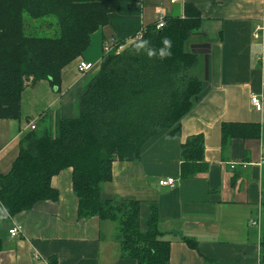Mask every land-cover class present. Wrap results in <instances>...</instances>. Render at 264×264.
<instances>
[{"label":"crops","instance_id":"1","mask_svg":"<svg viewBox=\"0 0 264 264\" xmlns=\"http://www.w3.org/2000/svg\"><path fill=\"white\" fill-rule=\"evenodd\" d=\"M137 1L143 26L156 22L158 8L167 19H184L186 3L199 10L201 27L190 35L185 51L197 57L190 75L200 81L202 92L177 133L165 132L147 143L139 159L113 162L102 196L138 201L144 232L152 216L158 220L161 238L170 245L168 264H262L264 0ZM112 39L117 36L110 26L93 33L82 57L63 69L58 90L45 80L26 87L20 119H0V175L10 172L30 122L37 120L36 129L54 128L59 120L79 115L81 97L100 70L103 44ZM81 61L94 68L80 73ZM252 95L262 101V111L252 106ZM223 125L232 126L225 142ZM197 136L204 141L206 168L184 177L182 147ZM166 178L176 180L173 188L158 185ZM51 183L58 201L38 203L0 225V264H137L122 252L117 224L79 218L72 168ZM15 227L21 234L12 237Z\"/></svg>","mask_w":264,"mask_h":264},{"label":"trees","instance_id":"2","mask_svg":"<svg viewBox=\"0 0 264 264\" xmlns=\"http://www.w3.org/2000/svg\"><path fill=\"white\" fill-rule=\"evenodd\" d=\"M136 2L0 0V119H20L25 79L32 78V85L45 80L58 90L63 69L82 57L93 33L110 26L117 36V46L102 54L100 71L81 97L79 115L21 140L10 172L0 175V225L38 203L58 201L52 178L72 168L79 218L117 224L122 252L137 264H168L170 245L161 238L158 220L152 216L142 231L139 202L106 200L102 186L112 180L114 161L139 159L147 143L165 132L177 133L192 110L202 84L190 75L197 57L185 45L202 22L199 10L186 3L184 19H166L161 29L155 23L143 26ZM39 28L55 35L39 36ZM141 30L143 40L117 54V47ZM231 127L223 125V142ZM181 154L182 176L205 170L201 136L188 140Z\"/></svg>","mask_w":264,"mask_h":264},{"label":"built area","instance_id":"3","mask_svg":"<svg viewBox=\"0 0 264 264\" xmlns=\"http://www.w3.org/2000/svg\"><path fill=\"white\" fill-rule=\"evenodd\" d=\"M137 1V0H135ZM174 1H172V3H174ZM137 3H139V1H137ZM157 18H156V28L157 29H161L163 27H165L166 25V13H165V10L162 9V8H158L157 9ZM143 35H144V31L141 30L140 32H138L134 37L130 38V40L128 41V44H124L120 47H117L118 51H121L120 49L123 48L125 49L126 46L132 44V43H135V42H138L141 40V38H143ZM255 37H258V34L255 35ZM116 42L114 41H110V42H105L104 45H103V52L104 54H109L111 53L115 47H116ZM122 49V50H123ZM119 53V52H118ZM93 68V64L91 63H87V62H81L79 64V71L81 73H86L88 71H90L91 69ZM251 103H252V106L254 107V109L258 112L262 111V108H263V104H262V101L255 95H252L251 96ZM28 127L30 128V130H35L36 129V126L34 123H30V125H28ZM260 164L264 162V147H263V153L260 155V160H259ZM176 184V180L174 178H166V179H161L158 181V185L161 186V187H169V188H173ZM9 234L10 236L12 237H17L21 234V229L20 227H15L13 228L12 230L9 231Z\"/></svg>","mask_w":264,"mask_h":264},{"label":"rangeland","instance_id":"4","mask_svg":"<svg viewBox=\"0 0 264 264\" xmlns=\"http://www.w3.org/2000/svg\"><path fill=\"white\" fill-rule=\"evenodd\" d=\"M166 13V12H165ZM166 19H167V17H166ZM44 21H46V20H44ZM44 21H42V22H44ZM47 21H49V20H47ZM150 22V19H149V13L147 14L146 13V15L144 16V23H149ZM33 23V22H32ZM37 23V22H36ZM40 24V23H39ZM37 25V24H36ZM43 27H45V26H43ZM39 33H38V35L39 36H42V37H52L53 35H55L54 34V31H49V30H46L45 28H39ZM143 37H144V35H143ZM143 40V38H141V40L140 41H138V42H135V43H139V42H141ZM112 41H116L115 39H112ZM110 42V41H109ZM125 44H128V41H126L125 42ZM132 44H134V43H132ZM132 44H130V45H132ZM104 45V44H103ZM130 45H128V46H126V48L125 49H123V48H121L120 50L121 51H118L117 50V54H118V52H123L124 50H126L128 47H130ZM91 47V46H90ZM90 49V48H89ZM123 49V50H122ZM102 54H104V52H103V49H102ZM81 62H83V61H81ZM80 62V63H81ZM79 63V64H80ZM79 64H78V70H79ZM93 68H94V65H93ZM92 68V69H93ZM101 68V67H100ZM91 69V70H92ZM100 71V70H99ZM80 72V71H79ZM89 72V71H88ZM81 73V72H80ZM87 73V72H86ZM99 73V72H98ZM82 74H85V73H82ZM32 78H28V79H25L24 80V84L27 86V87H29V86H32ZM37 122V120L36 121H32V122H30V123H36ZM36 126V125H35ZM42 127L43 126H41L40 128H38L39 129V131H41V129H42ZM31 131H35V130H31ZM54 131H55V129H54ZM35 133H40V132H35ZM54 134V133H53Z\"/></svg>","mask_w":264,"mask_h":264},{"label":"clouds","instance_id":"5","mask_svg":"<svg viewBox=\"0 0 264 264\" xmlns=\"http://www.w3.org/2000/svg\"><path fill=\"white\" fill-rule=\"evenodd\" d=\"M164 44H165L166 46H168V45H169V42H168L167 40H165V41H164ZM165 54H166L165 51H164L163 49H161V51H160V55L163 56V55H165Z\"/></svg>","mask_w":264,"mask_h":264}]
</instances>
